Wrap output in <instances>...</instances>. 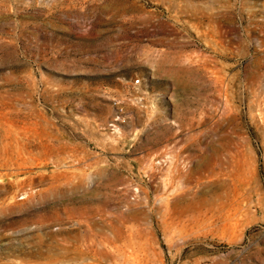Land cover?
<instances>
[{"label": "rangeland", "instance_id": "1", "mask_svg": "<svg viewBox=\"0 0 264 264\" xmlns=\"http://www.w3.org/2000/svg\"><path fill=\"white\" fill-rule=\"evenodd\" d=\"M0 264H264V0H0Z\"/></svg>", "mask_w": 264, "mask_h": 264}]
</instances>
